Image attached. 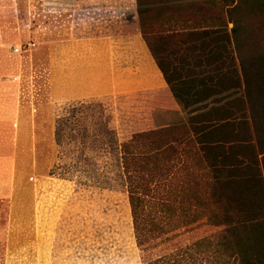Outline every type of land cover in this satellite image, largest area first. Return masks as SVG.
Returning <instances> with one entry per match:
<instances>
[{
    "label": "trees",
    "instance_id": "1",
    "mask_svg": "<svg viewBox=\"0 0 264 264\" xmlns=\"http://www.w3.org/2000/svg\"><path fill=\"white\" fill-rule=\"evenodd\" d=\"M135 1L187 115L120 145L137 243L208 225L220 230L152 264H264V0Z\"/></svg>",
    "mask_w": 264,
    "mask_h": 264
},
{
    "label": "rangeland",
    "instance_id": "2",
    "mask_svg": "<svg viewBox=\"0 0 264 264\" xmlns=\"http://www.w3.org/2000/svg\"><path fill=\"white\" fill-rule=\"evenodd\" d=\"M116 1L115 15H136L135 0ZM77 10V0H0V74L9 80L0 84L15 85L21 111L12 184L0 165V264H152L182 255L220 229L192 226L139 245L121 167L131 134L183 118L160 108L167 95L52 98L51 56L69 23L84 18ZM28 42L34 48L13 52Z\"/></svg>",
    "mask_w": 264,
    "mask_h": 264
},
{
    "label": "crops",
    "instance_id": "3",
    "mask_svg": "<svg viewBox=\"0 0 264 264\" xmlns=\"http://www.w3.org/2000/svg\"><path fill=\"white\" fill-rule=\"evenodd\" d=\"M77 5V15L84 18L79 24L69 23L66 37L55 47L57 54L51 56L49 89L54 101L67 104L163 93L167 102L160 108L183 116L175 124L185 122L187 115L170 93L142 36L137 5L136 15H115L116 0H77ZM2 75L0 83L9 81ZM17 100L19 109L14 84H0V165H6L4 182L9 185L14 181L16 134L20 138L21 133L20 95Z\"/></svg>",
    "mask_w": 264,
    "mask_h": 264
},
{
    "label": "built area",
    "instance_id": "4",
    "mask_svg": "<svg viewBox=\"0 0 264 264\" xmlns=\"http://www.w3.org/2000/svg\"><path fill=\"white\" fill-rule=\"evenodd\" d=\"M35 44L34 43H26V44H20L16 47L13 48V52L14 53H21L22 51L26 50V49H29L30 47H33L34 48Z\"/></svg>",
    "mask_w": 264,
    "mask_h": 264
}]
</instances>
